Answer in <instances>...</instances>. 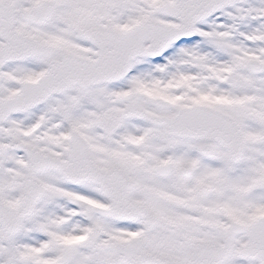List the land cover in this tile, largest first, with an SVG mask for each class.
<instances>
[{
	"label": "snow or ice",
	"instance_id": "obj_1",
	"mask_svg": "<svg viewBox=\"0 0 264 264\" xmlns=\"http://www.w3.org/2000/svg\"><path fill=\"white\" fill-rule=\"evenodd\" d=\"M0 264H264V0H0Z\"/></svg>",
	"mask_w": 264,
	"mask_h": 264
}]
</instances>
